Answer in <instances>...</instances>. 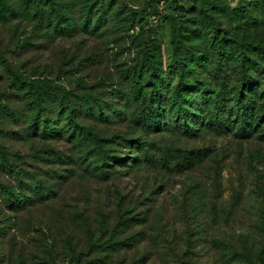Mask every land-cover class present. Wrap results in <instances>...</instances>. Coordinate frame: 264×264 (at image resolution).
Returning a JSON list of instances; mask_svg holds the SVG:
<instances>
[{
  "label": "rangeland",
  "instance_id": "obj_1",
  "mask_svg": "<svg viewBox=\"0 0 264 264\" xmlns=\"http://www.w3.org/2000/svg\"><path fill=\"white\" fill-rule=\"evenodd\" d=\"M50 1L71 14L68 31L48 25ZM7 66L40 83H16ZM181 69L196 91L223 83L232 109L199 120L205 105L188 86L177 100L185 112L164 103L144 130L135 111L147 76L163 73L174 97ZM237 72L257 77L261 98L264 0H0V182L31 196L16 209L0 193V264H264V124H240ZM38 92L52 106L61 96L104 106L91 101L74 133L45 138L27 127ZM93 132L116 155L103 173L89 162Z\"/></svg>",
  "mask_w": 264,
  "mask_h": 264
},
{
  "label": "trees",
  "instance_id": "obj_2",
  "mask_svg": "<svg viewBox=\"0 0 264 264\" xmlns=\"http://www.w3.org/2000/svg\"><path fill=\"white\" fill-rule=\"evenodd\" d=\"M40 1L41 3L44 2V0L43 1L40 0ZM146 1L147 2H150V1L158 2V0H146ZM52 2L53 1H50L49 3L51 6L50 9H52L53 7L55 11L53 14V17L55 18V23L54 24L48 23V25L53 26L52 28H54V30H57L59 26H62L58 22V20H63V22L70 24V26L68 25L64 26L67 28L65 29L62 28L68 31V29L72 27L71 21H69L71 14H67V13L65 14L64 12L58 11L51 4ZM36 6L39 7L40 9L43 8L42 6H40V3H37ZM50 13H51V10H50ZM86 19H88V17H86L85 20ZM170 30H171L170 42L172 44H175L179 41L178 35L180 34V30L178 28V25L174 21L171 22ZM214 58L216 59L218 58L217 54ZM251 68H254V66H251ZM7 69L9 70L10 74L14 78L15 82L16 80L17 81L19 80V82L25 83V86H31L33 88H35L36 85L40 83L39 82L40 79L37 77L36 78L32 77V78H29L28 80L27 79L28 77L20 74L19 72H17L16 70L12 68H9V66H7ZM254 69L257 70L256 68ZM147 77L149 78H146V79L147 80L151 79L153 81V84L147 92L145 91L144 93H141L139 98H137L138 107H136V109L138 110L135 111L136 113L135 119L139 121L138 123H140V126L144 130L153 129L154 126H156V122L158 120V114L161 113L160 110L165 105L164 103H167L170 108L173 107V105L178 99L181 100L182 98L181 93L186 91L187 89L186 87L188 86H189L188 88L189 90L186 91V93L191 94L192 98H194L193 95H196L202 101V104L205 105V107L203 108L200 107L199 109L203 113L199 115L200 117L199 120H202L204 122L206 120L204 119L205 117L211 118V113H210L211 110H213V114L215 116L217 114H221L222 116L223 113L225 112L224 109L226 108V106L222 103V98H223L222 93L223 92H221L222 89L225 88L223 83L221 84L218 83V85H215V82H214L213 88H210L211 90H209V86H206L205 84L202 85V83L199 82L197 84L198 91H196L192 89V87H196V80L194 79L190 80L188 77L185 76L184 71L181 69L177 77V82H176L177 87H175V92H174L175 96L172 97L171 95L165 96L164 93L162 92V89L166 85V80H167L166 76L163 73L157 74L154 77L150 74ZM211 77H212L211 79L213 80L214 77L213 76ZM236 80L237 82H235V84H232V85H233V92L235 91L234 93L235 110L236 109L240 110V112L236 110V112L239 115H241L240 124L244 122H247V124L249 123V126L251 125V122L258 123L257 124L258 126H260L261 124H264V119H263L264 118V90L262 93L263 96L261 98L257 99L252 96V94H255V92L258 91L257 89L254 88V86L257 84V81H256L257 77L255 75H250V76H247L245 74L241 75L240 73L238 74ZM221 81H224V78H222ZM245 87L249 89V94L243 91L244 89H246ZM210 91H212L211 94H210ZM46 95L50 96L48 92H45L44 95H42L40 92H38L36 95H32L29 102L32 104L30 107L33 113L29 114L26 118L27 121L29 119V122L27 124L28 129H31L32 131H36L37 133H39L40 136L45 137V138H48V136L62 137L64 134V131L67 132L68 134L74 133L75 129L73 128L72 125H70V121L76 120V118L83 115V113L93 114L95 112V109L92 107V102L97 104L101 108V110L104 106L102 105V102L98 96H92L91 97L92 100L86 99L83 105V108L80 107V105L77 104V102H73L70 98H66L62 96H61L62 98L57 97L56 99L58 101L57 106L56 105L52 106L48 103V101H46V98H45ZM254 96H256V94ZM219 97L221 98V100H219ZM179 102L177 105L178 113L180 112V109H182L184 113L185 109L181 108V106L179 105ZM232 106L233 104L229 103L227 105L226 110L232 109ZM109 108L113 109V107H110V106ZM215 111L217 113H215ZM108 115H113V114L109 113ZM57 120H59V122ZM61 120L62 122L61 124H59ZM232 122L233 124L237 123L235 117L232 118ZM39 125L40 127H38ZM260 135L262 136V138H264V128L261 129ZM91 139H92V146L90 148L94 151V153L91 154L92 158L91 160H89V162L93 161L94 164L92 168L97 167L99 169V173H103L104 171H106L104 166L106 163H108L106 161L107 157H111L112 159L113 158L115 159L116 155L110 156V154L107 153L106 151L107 148H105L104 143H103L105 138H102L99 135H97L95 132H93L91 133ZM125 140H126V143H131V141L135 139L126 138ZM143 150L147 151L146 149H143ZM190 152H192V150L187 151L186 149H184L182 153L187 155V157L191 158ZM139 155L141 157V154ZM147 155H148L147 162L150 163L151 161V163H154L155 160L151 157V155L149 153ZM131 156L134 157V155H131ZM163 161L164 162L167 161L165 157ZM28 188L35 190L34 186H28ZM0 193L3 194V200L5 201V203L10 204L12 207L16 209L20 208L21 205L28 203V201H30L31 199V196H27L25 192L24 193L19 192V191L14 192L13 190L9 188V186H5L1 182H0ZM44 194L46 195V192L45 193L39 192V196L41 197H43ZM120 218H122V216ZM125 220H127V218ZM125 220L123 221V218L122 219L117 218L116 223L123 224ZM2 228L0 227V236L3 235L4 230H5L4 227ZM112 229H116V226L113 225ZM125 243H127L125 238L111 239L103 243L102 247H104V249L117 250L121 244H125Z\"/></svg>",
  "mask_w": 264,
  "mask_h": 264
}]
</instances>
